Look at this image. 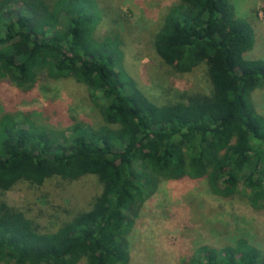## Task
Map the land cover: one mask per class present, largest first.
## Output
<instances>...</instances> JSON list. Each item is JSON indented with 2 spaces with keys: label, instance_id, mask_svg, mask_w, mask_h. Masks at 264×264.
<instances>
[{
  "label": "trees",
  "instance_id": "16d2710c",
  "mask_svg": "<svg viewBox=\"0 0 264 264\" xmlns=\"http://www.w3.org/2000/svg\"><path fill=\"white\" fill-rule=\"evenodd\" d=\"M93 0H0V81L31 88L40 74L85 85L103 124L53 130L24 113L0 115V264H128V232L162 179L204 178L221 197L264 207V114L251 93L264 87V60L246 58L251 24L231 0H177L153 37L178 72L204 63L208 94L158 105L121 66L118 40L96 34ZM93 175L86 210L43 230L6 197L19 181ZM185 264H264L244 237L198 246Z\"/></svg>",
  "mask_w": 264,
  "mask_h": 264
},
{
  "label": "rangeland",
  "instance_id": "374dc122",
  "mask_svg": "<svg viewBox=\"0 0 264 264\" xmlns=\"http://www.w3.org/2000/svg\"><path fill=\"white\" fill-rule=\"evenodd\" d=\"M93 1L101 14L96 34L118 40L124 72L153 102L162 105L210 93L204 63L190 72H178L163 63L154 50V34L177 0ZM231 2L236 14L253 28L254 45L246 58L264 60V0ZM251 99L264 114V87L252 91ZM5 112L27 114L67 136L75 124L89 129L103 124L85 85L72 78L54 80L43 74L29 89L1 80L0 115ZM100 191L101 184L93 175L73 181L55 176L41 185L19 181L6 191V197L41 229L50 231L88 209ZM239 237L264 248V207H251L242 194H212L204 178L162 179L128 232V264H185L198 246H222ZM79 264L86 263L82 260Z\"/></svg>",
  "mask_w": 264,
  "mask_h": 264
}]
</instances>
